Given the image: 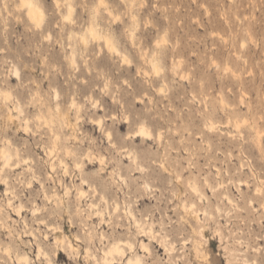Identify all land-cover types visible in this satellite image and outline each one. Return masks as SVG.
<instances>
[{"label": "rangeland", "instance_id": "1", "mask_svg": "<svg viewBox=\"0 0 264 264\" xmlns=\"http://www.w3.org/2000/svg\"><path fill=\"white\" fill-rule=\"evenodd\" d=\"M39 1L0 0V264H264V0Z\"/></svg>", "mask_w": 264, "mask_h": 264}, {"label": "bare ground", "instance_id": "2", "mask_svg": "<svg viewBox=\"0 0 264 264\" xmlns=\"http://www.w3.org/2000/svg\"><path fill=\"white\" fill-rule=\"evenodd\" d=\"M60 0H57V3L60 4L59 2ZM100 2V1H99ZM101 2H106L104 0H101ZM134 2V1H131V3ZM21 5L24 6L26 8V15L28 17V19L34 23H36L37 25H40V23L42 22V20L44 19V10H43V6L41 5L40 1L39 0H21ZM67 6H68V14L66 15L65 19H70L71 18V15H72V10L74 8V5H73V2L72 0H67ZM108 6V5H107ZM98 10V8H97ZM109 10V9H108ZM110 11V10H109ZM111 12V11H110ZM92 20H90L91 22ZM97 26V25H96ZM95 26V24H91L90 26H88V31L89 33L95 38H101V39H104V42L106 44V46L110 49V50H114L115 52H118L120 53V50L117 46V44L115 43V41L113 40L112 36L108 33H100V31L97 29V27ZM79 35V34H78ZM82 35V34H81ZM80 35V36H81ZM79 36V37H80ZM84 41L85 44H87V41H88V35L84 34L82 37H81ZM133 38V37H132ZM134 40V38H133ZM159 41V40H158ZM161 43V42H160ZM82 46V45H81ZM74 48V47H73ZM73 52V51H72ZM75 53V52H74ZM74 53H73V57L74 56ZM76 54V53H75ZM123 57L126 61V54L123 53ZM70 58V57H69ZM152 58V57H151ZM74 59V58H73ZM75 60V59H74ZM73 60V61H74ZM124 61V60H123ZM155 61V60H154ZM72 62V61H71ZM153 63V62H152ZM154 65V64H153ZM161 68V67H160ZM155 70L158 72L159 70V66L158 65H155ZM15 74H19V68L18 67H15ZM57 91V90H56ZM5 92V91H4ZM2 94V93H1ZM5 98H8L10 99L9 97L11 96V94H9L8 92L6 94H4ZM56 96L57 95V92H56ZM57 98V97H56ZM73 105L75 104L74 102L72 103ZM57 108V107H56ZM59 109V108H58ZM22 108L20 107L19 108V111L22 112ZM57 112V111H56ZM62 112H59V116L61 117ZM102 119V118H101ZM99 122V121H98ZM102 122V121H101ZM212 122V121H211ZM28 124V123H27ZM209 125V124H208ZM212 126V125H210ZM206 127V125H205ZM208 127V126H207ZM214 127V126H212ZM210 129V128H209ZM214 129V128H213ZM137 133H140L142 136H149L151 133L149 131V129L145 126V125H142L140 126L139 130ZM55 150V148H51L49 150L50 153H52L53 151ZM2 154H3V159H4V163L5 164H9L11 159H12V153L7 150V149H4L2 151ZM101 159V158H100ZM99 159V160H100ZM79 164V162L77 163ZM80 165V164H79ZM192 184V183H191ZM193 188L195 191L199 192L200 195H201V198L204 196L203 195V192L201 191V189L199 188V186L197 184H195L194 182V185H193ZM68 189V187H67ZM261 188H259L260 190ZM81 192V195L83 196L85 194V190L81 189L80 190ZM224 195V194H223ZM226 197V196H225ZM205 198V197H203ZM206 198H208L206 196ZM231 202L233 201V199L231 198V196H228L227 197ZM209 199V198H208ZM197 204L195 202H192L190 204V210L194 209V207L196 206ZM264 206V205H263ZM21 207V206H20ZM217 209L220 210V207L217 206ZM127 210V209H126ZM130 210V209H129ZM194 212L197 213L198 209L197 210H193ZM204 212L206 214H211L212 211H210V209H208L207 207L204 209ZM130 213H132L133 215H135L132 210H130ZM195 214V213H193ZM198 219H200L199 216H197ZM133 218V217H132ZM134 220H136V222H138L137 218H134ZM145 233H147L148 235H150L152 238H156V234L155 232L153 231L152 228H150L149 230H143ZM199 233L201 236H205L204 235V232H203V229L199 230ZM62 235V234H61ZM65 235V234H64ZM47 236V235H46ZM65 236H60V235H56L55 236V240L56 242H60V241H63V238ZM69 237V236H68ZM70 238V237H69ZM163 238H166V236H163ZM65 240V239H64ZM111 240V239H110ZM167 239H164L162 240V245L164 246V248L168 251V252H172L175 250V245L172 244L171 242H166ZM66 242V240H65ZM68 245L69 247H72L74 248L75 245L73 244L72 240L69 239L68 240ZM141 246L146 249V250H149V247L147 245V243H145L144 241L141 242ZM135 249H136V246H135V242L132 241V240H124L122 238H115L113 239L112 241H110L108 247L106 249H104V257L103 259L105 260V262H108L109 264L117 259H123V257H125V254H126V251L127 250H131L132 251V254L129 256L127 255V260H125L123 262V264H145L144 261H143V258L140 254H138L137 252H135ZM9 251V249H7ZM39 253L41 254L42 252V248L41 246H39ZM87 250V249H86ZM90 250V249H89ZM80 251V247L78 246V250H77V253H79ZM130 251V252H131ZM230 251V250H229ZM235 251V250H234ZM231 252V259H229L228 261L231 262L233 259L236 258L237 255H235V252L233 253L232 251ZM9 253V252H8ZM88 253V252H87ZM94 257V256H93ZM238 257V256H237ZM21 259H25L26 260V263L29 264V256L27 253H24L20 258L19 260L21 261ZM246 259V258H244ZM231 260V261H230ZM50 262V261H49ZM104 262V261H103ZM176 263V261H174ZM106 263V264H108ZM52 264V263H51ZM55 264V263H54ZM112 264V263H111Z\"/></svg>", "mask_w": 264, "mask_h": 264}]
</instances>
